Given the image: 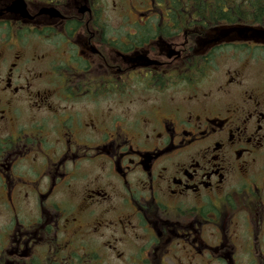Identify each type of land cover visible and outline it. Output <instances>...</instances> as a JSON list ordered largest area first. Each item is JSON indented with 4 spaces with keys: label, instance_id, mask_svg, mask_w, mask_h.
Segmentation results:
<instances>
[{
    "label": "flooded vegetation",
    "instance_id": "obj_1",
    "mask_svg": "<svg viewBox=\"0 0 264 264\" xmlns=\"http://www.w3.org/2000/svg\"><path fill=\"white\" fill-rule=\"evenodd\" d=\"M109 9L0 0V264H264L263 43Z\"/></svg>",
    "mask_w": 264,
    "mask_h": 264
},
{
    "label": "trees",
    "instance_id": "obj_2",
    "mask_svg": "<svg viewBox=\"0 0 264 264\" xmlns=\"http://www.w3.org/2000/svg\"><path fill=\"white\" fill-rule=\"evenodd\" d=\"M173 7L174 21L204 24L206 29L242 25L264 28V0H158ZM157 21V20H156Z\"/></svg>",
    "mask_w": 264,
    "mask_h": 264
},
{
    "label": "rangeland",
    "instance_id": "obj_3",
    "mask_svg": "<svg viewBox=\"0 0 264 264\" xmlns=\"http://www.w3.org/2000/svg\"><path fill=\"white\" fill-rule=\"evenodd\" d=\"M115 1L116 0H109L110 9L108 10V14H107L112 24L122 22V20L119 18V16L116 13V10L113 9V3ZM242 60H244L245 61L244 64H246L248 61V58L242 57ZM219 65H227L226 60L225 59L219 60ZM245 66L247 67L245 68L244 72H242V74L244 76V80L247 83H251L254 80H256L257 74L259 75L264 71V63L262 61L252 63V65H251V62H249ZM135 99H136V96H135Z\"/></svg>",
    "mask_w": 264,
    "mask_h": 264
},
{
    "label": "water",
    "instance_id": "obj_4",
    "mask_svg": "<svg viewBox=\"0 0 264 264\" xmlns=\"http://www.w3.org/2000/svg\"><path fill=\"white\" fill-rule=\"evenodd\" d=\"M237 32L239 35H242V34H246L248 32V29H230V30H223L220 35L221 36H226L228 35L229 33L231 32ZM258 36H260V38L264 39V31H257L256 32Z\"/></svg>",
    "mask_w": 264,
    "mask_h": 264
}]
</instances>
